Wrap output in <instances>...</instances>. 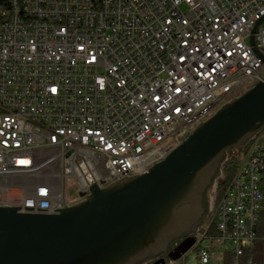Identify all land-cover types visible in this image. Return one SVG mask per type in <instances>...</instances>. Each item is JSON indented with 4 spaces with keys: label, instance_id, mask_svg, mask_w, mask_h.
Instances as JSON below:
<instances>
[{
    "label": "built area",
    "instance_id": "2783aa9c",
    "mask_svg": "<svg viewBox=\"0 0 264 264\" xmlns=\"http://www.w3.org/2000/svg\"><path fill=\"white\" fill-rule=\"evenodd\" d=\"M23 1L26 23L0 0V207L49 214L144 174L264 78V0ZM237 159L200 264L214 241L264 264V127Z\"/></svg>",
    "mask_w": 264,
    "mask_h": 264
},
{
    "label": "water",
    "instance_id": "95a60500",
    "mask_svg": "<svg viewBox=\"0 0 264 264\" xmlns=\"http://www.w3.org/2000/svg\"><path fill=\"white\" fill-rule=\"evenodd\" d=\"M263 127L264 78L144 174L103 188L92 185L58 215L0 207V264H165L158 257L201 220L206 192L227 151L242 150ZM194 244L185 238L166 254L168 260H180Z\"/></svg>",
    "mask_w": 264,
    "mask_h": 264
},
{
    "label": "rangeland",
    "instance_id": "374dc122",
    "mask_svg": "<svg viewBox=\"0 0 264 264\" xmlns=\"http://www.w3.org/2000/svg\"><path fill=\"white\" fill-rule=\"evenodd\" d=\"M230 155L234 157L237 156L235 151H233ZM48 176H49V172H45L39 179L45 182L46 181L45 179ZM43 177H45V179H43ZM222 177H223V172L222 170H219L217 177L212 183L211 188L206 192L205 207L207 208V212L203 217L204 219L202 218L204 223L202 222L200 227L196 228L194 231H190L185 235L187 237L194 238V237L202 236L208 232L205 239L194 244V246L180 260L176 262H169L168 264H200L199 261L200 250L204 249V247H209V239L215 238L217 236V232L215 231L212 225L211 218H212L213 210L220 199L217 196V185L218 182L222 179ZM6 183L11 184V181H7ZM23 184H25V180H21V179L17 180V185H23ZM176 242L177 241L171 243V245L169 246V251H172L176 247V245H174ZM212 246H213V255L211 259V264H224L225 257H222V255L224 254V250H226V247L219 246V244L216 241L213 242ZM227 258L228 257H226V259ZM156 260L157 259H153V261Z\"/></svg>",
    "mask_w": 264,
    "mask_h": 264
},
{
    "label": "bare ground",
    "instance_id": "6f19581e",
    "mask_svg": "<svg viewBox=\"0 0 264 264\" xmlns=\"http://www.w3.org/2000/svg\"><path fill=\"white\" fill-rule=\"evenodd\" d=\"M25 9V1L23 0H1V16H10V13H17V21L19 23H26V13H23ZM32 20H42V13H32ZM0 25H5V18L0 17ZM193 130H188V135ZM185 137V139L187 138ZM76 203H68V205H56L49 210V214L58 215L64 207L72 206Z\"/></svg>",
    "mask_w": 264,
    "mask_h": 264
},
{
    "label": "trees",
    "instance_id": "16d2710c",
    "mask_svg": "<svg viewBox=\"0 0 264 264\" xmlns=\"http://www.w3.org/2000/svg\"><path fill=\"white\" fill-rule=\"evenodd\" d=\"M92 1L95 3V5L98 4V0L97 1L92 0ZM233 151L236 152V154H237L236 157L230 155ZM240 154H241V150L230 149L227 151V156L220 166V170H222V172H223V178L218 182V185H217V196H218V198H220L222 196L223 191L225 190L231 175L235 172V170L238 166V159L237 158L240 156ZM230 263H231V260L229 258L225 259L224 264H230Z\"/></svg>",
    "mask_w": 264,
    "mask_h": 264
},
{
    "label": "flooded vegetation",
    "instance_id": "af4514ba",
    "mask_svg": "<svg viewBox=\"0 0 264 264\" xmlns=\"http://www.w3.org/2000/svg\"><path fill=\"white\" fill-rule=\"evenodd\" d=\"M204 206H206L205 205V199H204ZM205 209V212H204V214H203V216H202V218L205 216V214H206V212H207V208L206 207H204ZM201 218V219H202ZM204 219V218H203ZM203 219L202 220H200L199 222H198V224L197 225H195L194 226V228L191 230V231H194L196 228H198V227H200L201 226V224H202V222H203ZM204 223V222H203ZM185 238H187V236H183V237H181L180 239H178L177 240V242L174 244V245H178V244H180V242H182ZM194 239V238H193ZM172 243V242H171ZM171 243L169 244V246L171 245ZM169 246H168V250L166 251V253H165V255L164 256H160V257H158V258H162V259H164V261H165V264H168L170 261L168 260V258H167V256H166V254L169 252ZM167 260H168V262H167ZM153 262H155V261H153V260H147L144 264H152Z\"/></svg>",
    "mask_w": 264,
    "mask_h": 264
}]
</instances>
